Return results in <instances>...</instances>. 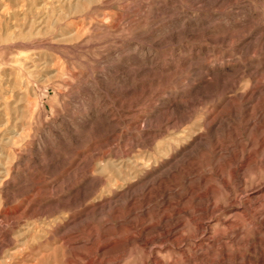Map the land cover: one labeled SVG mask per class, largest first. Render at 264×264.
<instances>
[{"label":"rangeland","instance_id":"rangeland-1","mask_svg":"<svg viewBox=\"0 0 264 264\" xmlns=\"http://www.w3.org/2000/svg\"><path fill=\"white\" fill-rule=\"evenodd\" d=\"M262 45L264 0H0V264L151 263L131 244L136 235L122 229V194L183 158L135 191L140 211L130 219L146 214L137 230L148 237L163 191L171 219L189 184L211 185L216 203L222 200L212 163L230 178L234 154L264 129L246 130L244 106H229L236 96L219 85L253 71ZM217 142L226 147L220 159ZM261 159L257 152L256 165ZM241 172L247 188L237 190V207L248 205L261 179L252 163ZM143 198L147 209L139 207ZM198 200L181 201L191 215L185 234L193 231ZM254 208L251 223L235 216L246 235L228 243L226 262L238 264L244 253L259 264L260 254L243 247L257 241V231L264 244V200ZM218 216L222 210L208 220L215 238L224 232ZM171 243L162 256L187 264L176 252L169 256ZM177 247L188 248L189 259L201 252L192 237ZM221 248L205 251L219 260Z\"/></svg>","mask_w":264,"mask_h":264},{"label":"bare ground","instance_id":"bare-ground-1","mask_svg":"<svg viewBox=\"0 0 264 264\" xmlns=\"http://www.w3.org/2000/svg\"><path fill=\"white\" fill-rule=\"evenodd\" d=\"M263 48H264L263 45L260 46V49ZM241 74L242 76L228 83L230 89L227 88L228 85L226 81L221 82V84L219 85L222 91L221 93L226 94L229 91L233 92L236 97L231 102H228V105L229 106L233 105L240 108L244 106L245 114L242 116L244 117L243 122L245 125V129L250 130L256 128L260 131L261 129H264V102L261 103V97L264 95V93L261 91V89L264 88V55L262 60L256 61L255 66H253V71L247 70V73L241 72ZM241 81H244L243 85L241 84ZM258 87H260L261 89L254 92L252 91L254 88H258ZM262 101H264V99ZM257 106L259 107V111H258V116L255 117L254 114L255 112H253V110H255L254 107ZM214 121L215 118L212 116V119L209 122H205V127L203 124L204 129L206 131L209 130L212 127ZM219 124L216 129L220 128ZM202 136L203 133H200L199 137L201 138ZM244 144H245V148L246 147L247 148L236 152L232 157V161L233 163H235V165L234 167H232L230 178L225 177L220 167L215 165L217 160H214V162L212 163L214 167H216L215 173H217V177L219 178L218 180L222 183V188H223L222 200L216 203V201L212 196L213 187L211 185L207 187L205 190H202L200 189L201 187L199 188L198 182H196L198 183L197 185L189 184L187 190L177 194V197L175 198L176 200L174 202L176 204L174 210L176 217L174 219H171V216L166 212V207L172 204V201L170 199V196H168L169 191H163L162 194L159 196V200H157V204H156L158 209V214L160 215H158L159 216L158 221L156 219H155L156 222L154 221L155 232L152 236L148 237L141 235L140 232H138L137 230L139 226L142 227L143 224L149 219L147 218L146 214L145 215L142 214L143 216L136 223L132 222L131 220L132 218L130 216L136 218L138 211H140V209L136 204L137 196L135 195V191L144 190L145 188H147L148 185H151L156 180L161 179L163 177V174H165L168 171H171V169L178 166L179 162L182 161L183 158L179 159L177 162H174L169 168H167L160 175L158 176L156 175L154 178H151V180L143 182L139 186V188H136V190H128L126 193L122 194V201L127 205V212L123 216H126V218L128 219V222H126L127 224L124 222L125 224L122 226V229L127 227L131 235L134 234L136 235L135 237L133 236V238L131 239L132 245L139 247L146 255L150 254L152 256L151 263H149V261L147 260H144L143 262L138 264H175L174 263L175 260L172 261L171 258L165 259L164 256H162L163 255L162 251L164 249L163 244L166 241H169L170 239L172 240V243L166 245L165 247L169 253V256L174 255V252H176L180 257H182V259H184L185 262H187V264H198L197 262H199V264L200 263L212 264L214 262H215L214 264H235L232 260L231 262L225 261V258H228L229 256L228 251H226L228 249L227 248L228 243L230 242L239 243V241L243 239L244 236L246 235L247 224L243 222L239 223L234 218L235 216L242 215L243 217H245V221L247 219L249 223H251V217L249 215V212L254 211L255 210L254 207L259 205V203H261V201L263 202L264 200V186L261 188L259 186L260 183H264V133L263 134L261 133L257 137L246 139ZM216 149L217 152L214 156L220 159V157L223 154V151L226 150V147H224L221 142H217ZM257 152L262 153L263 159H261L259 164L256 165L254 161ZM248 163L254 164V169L260 172V176H258V178L261 177V179H259L258 183L254 185L255 190H253V194L249 196L250 198L248 200V205L242 204L240 207H237L236 204L239 203L238 200L239 195L237 193V190L241 189L242 185L243 186L247 185V180L245 179L241 170ZM192 173L198 175L196 171H193ZM186 177L189 179L191 176H186ZM198 177H199V182L206 180V177L203 174L198 175ZM185 197L189 199L191 198L199 199L193 207V212L194 213L196 212V217H192L193 226H194L193 231L192 233H187V234H185V230L183 228L184 216H189L190 211H188L186 207L181 205V201ZM201 198H205V201L201 202L200 201ZM143 203H144L143 205L139 206L142 207L143 209H147L150 205L149 200L145 201L144 198H143ZM221 210L223 211V216L216 217L215 219L216 224L215 223L214 224L215 226H220L224 230V232L223 233L220 232L218 236L215 238L214 235L215 232L213 231L214 225L212 226L208 220L209 218L216 215V213ZM167 220L170 221L166 222ZM260 227L264 228V221L260 224ZM260 232L261 231H257V241L247 243L243 247H244V252L250 251L251 253L260 254L256 262L259 264H264V244L262 242L263 237L260 235ZM185 237H192L193 244H195V247L201 251L199 252L198 257L189 259L190 256L188 255V248L177 247V245H179L180 242L185 239ZM155 242H157L159 246L152 248L151 245H153V243ZM213 246H217L219 248L222 247L220 250L221 258L219 260H216V258L213 257L211 253L205 251L206 249H209L210 247ZM237 257L241 259L238 264H246V263L250 264L251 262L250 256L245 257L244 253L238 255Z\"/></svg>","mask_w":264,"mask_h":264}]
</instances>
